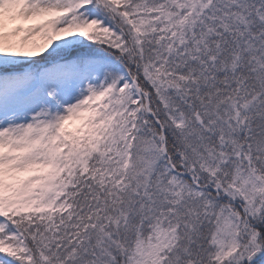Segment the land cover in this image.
Wrapping results in <instances>:
<instances>
[{"label":"snow or ice","instance_id":"6c2138e0","mask_svg":"<svg viewBox=\"0 0 264 264\" xmlns=\"http://www.w3.org/2000/svg\"><path fill=\"white\" fill-rule=\"evenodd\" d=\"M0 264H264V0H0Z\"/></svg>","mask_w":264,"mask_h":264}]
</instances>
